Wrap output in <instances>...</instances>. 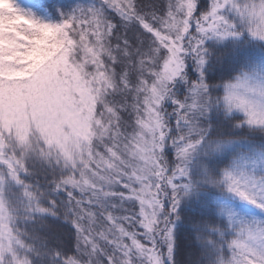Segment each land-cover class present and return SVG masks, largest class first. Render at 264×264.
Masks as SVG:
<instances>
[{"label": "snow or ice", "instance_id": "snow-or-ice-1", "mask_svg": "<svg viewBox=\"0 0 264 264\" xmlns=\"http://www.w3.org/2000/svg\"><path fill=\"white\" fill-rule=\"evenodd\" d=\"M0 264H264V0H0Z\"/></svg>", "mask_w": 264, "mask_h": 264}]
</instances>
